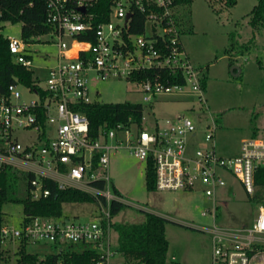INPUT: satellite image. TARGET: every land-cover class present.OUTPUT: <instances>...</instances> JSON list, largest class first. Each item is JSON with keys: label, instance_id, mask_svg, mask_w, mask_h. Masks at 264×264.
<instances>
[{"label": "built area", "instance_id": "obj_1", "mask_svg": "<svg viewBox=\"0 0 264 264\" xmlns=\"http://www.w3.org/2000/svg\"><path fill=\"white\" fill-rule=\"evenodd\" d=\"M45 1L51 30L21 39L7 37L14 60L28 68L34 66V45L45 37L55 42L59 52L48 68L45 94L29 88L37 97L23 99L19 84L0 92V172L13 167L34 174L29 188L32 199L51 194L46 179L61 189H79L95 199L100 212L92 222L24 212L16 225L7 221L3 209L0 264H19L23 245L27 250L29 246L51 248L47 253L91 249L95 264H125L117 259L122 254L111 237L112 202L125 203L124 196L115 192L110 174L112 154L121 149L147 164L153 161L157 190L202 189L207 199L202 215L210 218L211 225L188 226L208 233L212 264H264V203L258 204L251 226L217 224L218 189L227 184L224 172L235 174L250 197L255 193V173L264 165V129L245 138L239 153L226 156L217 148L214 119L201 140L198 123L186 114L156 121L152 130H145L144 123L142 127L134 122L102 125L94 136L89 117L78 109L95 101L89 88L92 76L135 81L146 101L158 94L189 91L205 102L206 68L193 63L182 42L178 9L187 1L110 0L107 13L102 0ZM136 13L145 18L142 32L132 31ZM151 68L170 69L174 80L160 72L142 80L133 78ZM26 130L36 131L37 136L23 143L19 133Z\"/></svg>", "mask_w": 264, "mask_h": 264}, {"label": "rangeland", "instance_id": "obj_2", "mask_svg": "<svg viewBox=\"0 0 264 264\" xmlns=\"http://www.w3.org/2000/svg\"><path fill=\"white\" fill-rule=\"evenodd\" d=\"M224 2L192 0L178 9L183 45L193 63L206 68L205 102L189 91L158 94L146 101L141 85L125 77L97 79L92 76L89 82L91 98L142 103L145 130H152L156 121L179 114L190 116L203 130L214 119L219 133L218 147L225 154L234 152L242 137L253 136L255 130L264 129V25L253 27L249 23L257 0H237L233 6ZM2 32L6 37L21 39L22 23L5 22ZM45 38L34 45L32 53L35 76L42 87L47 85L48 68L55 64L59 52L55 42ZM233 65L242 69L240 75L232 73ZM20 89L23 99L37 97L28 87L20 85ZM19 136L23 143H28L34 140L37 132L26 130ZM110 174L127 203L113 217L112 223L141 222L146 219L147 212H154L167 219L166 233L170 243L167 264H212L208 233L188 226L211 225L210 218L202 215L207 199L200 187L193 191L149 190L146 161L135 157L128 149L112 154ZM223 174L227 184L218 189L221 203L217 224L232 228L251 226L258 216L259 203L251 200L235 174ZM3 208L7 221L19 224L24 214L23 205L10 201ZM99 212L95 202L65 203L61 219L92 222L98 219ZM111 237L113 246H117L118 233L113 225ZM28 251L43 254L52 249L29 246ZM117 259L124 260L120 254Z\"/></svg>", "mask_w": 264, "mask_h": 264}, {"label": "trees", "instance_id": "obj_3", "mask_svg": "<svg viewBox=\"0 0 264 264\" xmlns=\"http://www.w3.org/2000/svg\"><path fill=\"white\" fill-rule=\"evenodd\" d=\"M191 2L192 0H186ZM227 6H233L237 0H224ZM105 11L109 10L110 0H102ZM45 0H0V92L7 93L12 84L23 85L37 89L45 94L40 80L35 76L33 68H28L14 60L8 45L7 37L2 28L5 22H21L25 37L38 35L52 29L46 20ZM132 31L142 32L145 18L141 14H134ZM249 23L255 27L264 25V0H257L250 12ZM183 33V28H182ZM245 48V47H244ZM229 50V49H228ZM233 50V47L230 49ZM232 56V57H236ZM160 72L162 77H169L173 81L174 75L168 68H151L138 72L133 78L137 80L152 77ZM180 80V79H179ZM183 81V78L182 80ZM90 119L92 135H97L100 126L115 127L118 124L134 122L138 127L144 123V105L140 102L120 101L105 102L95 100L78 107ZM34 174L23 172L13 167H5L0 172V223L3 220V207L7 202H18L23 205L24 212L31 215L59 217L63 214L65 203L95 202L86 192L68 187L61 189L53 180H45V187L51 194L41 199H32L29 194L30 181ZM155 166L151 160L147 164V188L156 189ZM256 190L251 200L264 203V165L255 173ZM116 193H123L113 184ZM127 206V203L113 201L111 215L114 217ZM146 219L141 222H113V228L118 233L116 249L122 254L125 264H167L169 257V239L166 236L167 219L153 212L146 213ZM0 252V262H1ZM19 264H95L96 253L91 249L70 248L62 252L46 254L31 253L25 245L19 250Z\"/></svg>", "mask_w": 264, "mask_h": 264}, {"label": "crops", "instance_id": "obj_4", "mask_svg": "<svg viewBox=\"0 0 264 264\" xmlns=\"http://www.w3.org/2000/svg\"><path fill=\"white\" fill-rule=\"evenodd\" d=\"M235 71H237V70L235 69ZM206 77H207V75H206ZM205 82H206V84H207V81H205ZM223 120H224V119H223ZM221 121H222V119H221ZM224 122H225V120H224ZM222 123H223V122H222ZM223 126H226V125L223 124ZM226 127H227V126H226ZM260 132H261V131H257V130H255L253 133H254V135H255V134H258V133H260ZM204 133H205V130L199 128V131H198V134H197L198 140H201V139L203 138ZM218 136H219V133H217V131H216V134H215L216 142H217V138H218ZM245 138H248V136H244V137H242V138H241V143H242V141H243ZM217 148H218V150H219V152H220L221 154L226 155V156H231V155H235V154H237V153L240 152V150H241V144L239 145V147H238L234 152H230V153H228V154H225V152H223V151L221 150V148L218 147V145H217ZM113 182H114V185H115V186L121 191V189L116 185L115 180H114ZM121 192H122V191H121ZM166 236H167V233H166ZM167 238H168V237H167ZM173 257L175 258V256H173Z\"/></svg>", "mask_w": 264, "mask_h": 264}, {"label": "water", "instance_id": "obj_5", "mask_svg": "<svg viewBox=\"0 0 264 264\" xmlns=\"http://www.w3.org/2000/svg\"><path fill=\"white\" fill-rule=\"evenodd\" d=\"M128 17H130V14L128 15ZM235 69L237 71H235ZM232 73H234L235 75H240L242 72V69L238 66V65H233L231 68Z\"/></svg>", "mask_w": 264, "mask_h": 264}]
</instances>
